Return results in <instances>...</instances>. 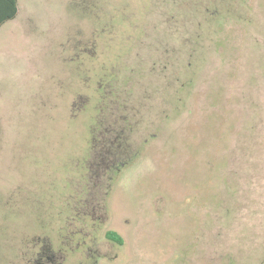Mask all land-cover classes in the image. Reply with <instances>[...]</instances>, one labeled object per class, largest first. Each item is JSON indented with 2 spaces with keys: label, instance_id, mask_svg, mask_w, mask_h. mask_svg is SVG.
<instances>
[{
  "label": "rangeland",
  "instance_id": "obj_1",
  "mask_svg": "<svg viewBox=\"0 0 264 264\" xmlns=\"http://www.w3.org/2000/svg\"><path fill=\"white\" fill-rule=\"evenodd\" d=\"M0 264H264V0H17Z\"/></svg>",
  "mask_w": 264,
  "mask_h": 264
},
{
  "label": "trees",
  "instance_id": "obj_2",
  "mask_svg": "<svg viewBox=\"0 0 264 264\" xmlns=\"http://www.w3.org/2000/svg\"><path fill=\"white\" fill-rule=\"evenodd\" d=\"M17 14V0H0V27L7 21L14 19ZM106 237L115 243H122L121 236L115 231L106 232Z\"/></svg>",
  "mask_w": 264,
  "mask_h": 264
}]
</instances>
